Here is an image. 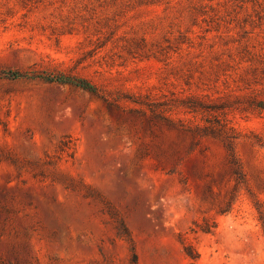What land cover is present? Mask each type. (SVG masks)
Segmentation results:
<instances>
[{"label":"rangeland","instance_id":"1","mask_svg":"<svg viewBox=\"0 0 264 264\" xmlns=\"http://www.w3.org/2000/svg\"><path fill=\"white\" fill-rule=\"evenodd\" d=\"M0 69L99 88L0 76V264H264V0H0ZM191 94L239 174L164 119Z\"/></svg>","mask_w":264,"mask_h":264},{"label":"trees","instance_id":"2","mask_svg":"<svg viewBox=\"0 0 264 264\" xmlns=\"http://www.w3.org/2000/svg\"><path fill=\"white\" fill-rule=\"evenodd\" d=\"M252 59L247 60V63H252ZM227 64L220 62L214 67H212V73L209 77H206L204 73L199 77L200 83L203 85L207 78L216 76L220 77V73L227 71ZM258 71L257 68H252V72L255 74ZM0 76L11 79H30V80H42L47 83H56L60 85H72L78 88H81L91 94H99V88L85 78H81L74 75L63 74V73H50L46 71L30 70V71H20V70H1ZM192 74H189V77H192ZM191 86L190 83H188ZM201 89L200 87H198ZM202 95V94H201ZM204 96V95H203ZM177 107H181L187 113L193 116L192 119H184L174 113L173 109H167L164 111V119L170 124L177 125L181 129L188 132L193 137V146L200 143L204 139H214L220 142L227 151L228 160L232 166L235 174H239V160L236 156L235 150V140L236 130L230 124L227 114L224 111V106L222 104H215L209 106L205 101L200 97L199 94H191L185 98H181ZM248 109L252 111H257L258 113L264 112V99H258L252 97L248 100ZM211 111L217 113L218 118L215 115L210 114ZM245 111V110H244ZM200 120V121H199ZM119 231L128 235L125 226L120 222ZM201 231L204 233H210L211 228L201 227ZM185 253L192 258L193 260L197 259V255L191 252V246H184ZM132 264H138L137 254L134 252Z\"/></svg>","mask_w":264,"mask_h":264}]
</instances>
